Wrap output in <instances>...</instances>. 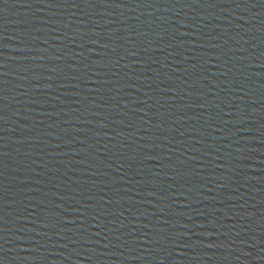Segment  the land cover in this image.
I'll use <instances>...</instances> for the list:
<instances>
[{
	"label": "water",
	"instance_id": "1",
	"mask_svg": "<svg viewBox=\"0 0 264 264\" xmlns=\"http://www.w3.org/2000/svg\"><path fill=\"white\" fill-rule=\"evenodd\" d=\"M0 264H264V0H0Z\"/></svg>",
	"mask_w": 264,
	"mask_h": 264
}]
</instances>
